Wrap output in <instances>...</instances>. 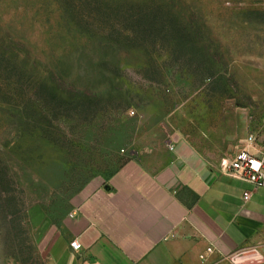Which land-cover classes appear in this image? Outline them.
Returning a JSON list of instances; mask_svg holds the SVG:
<instances>
[{"label": "rangeland", "instance_id": "374dc122", "mask_svg": "<svg viewBox=\"0 0 264 264\" xmlns=\"http://www.w3.org/2000/svg\"><path fill=\"white\" fill-rule=\"evenodd\" d=\"M155 1L180 46L107 42L56 0H0V43L26 72L23 106L0 97V264H47L84 195L172 135L215 163L249 135L264 151V0Z\"/></svg>", "mask_w": 264, "mask_h": 264}, {"label": "crops", "instance_id": "0c3cea01", "mask_svg": "<svg viewBox=\"0 0 264 264\" xmlns=\"http://www.w3.org/2000/svg\"><path fill=\"white\" fill-rule=\"evenodd\" d=\"M244 139L239 148L261 151ZM162 149L92 187L45 239L47 264H264V189L184 136Z\"/></svg>", "mask_w": 264, "mask_h": 264}, {"label": "trees", "instance_id": "16d2710c", "mask_svg": "<svg viewBox=\"0 0 264 264\" xmlns=\"http://www.w3.org/2000/svg\"><path fill=\"white\" fill-rule=\"evenodd\" d=\"M63 17L75 29L104 36L107 42L143 46L153 49L185 40L182 26L162 6L151 0H56ZM1 42V41H0ZM0 43V97L4 101L21 102L23 106V78L25 69L14 53L16 48ZM19 99V100H18Z\"/></svg>", "mask_w": 264, "mask_h": 264}, {"label": "built area", "instance_id": "2783aa9c", "mask_svg": "<svg viewBox=\"0 0 264 264\" xmlns=\"http://www.w3.org/2000/svg\"><path fill=\"white\" fill-rule=\"evenodd\" d=\"M247 142L253 144L255 137L249 135ZM222 163L236 177L247 181L256 189H264V151L254 153L248 148H239L231 160H223ZM250 194V192H246L245 198H248ZM70 245L74 249L82 247L77 239L71 241Z\"/></svg>", "mask_w": 264, "mask_h": 264}, {"label": "water", "instance_id": "95a60500", "mask_svg": "<svg viewBox=\"0 0 264 264\" xmlns=\"http://www.w3.org/2000/svg\"><path fill=\"white\" fill-rule=\"evenodd\" d=\"M105 188L108 189L109 188V185H105Z\"/></svg>", "mask_w": 264, "mask_h": 264}]
</instances>
